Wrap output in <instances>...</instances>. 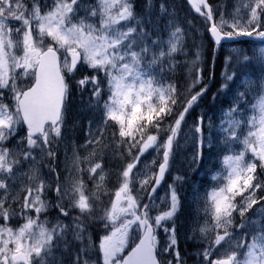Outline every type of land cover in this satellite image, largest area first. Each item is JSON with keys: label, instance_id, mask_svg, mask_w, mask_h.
<instances>
[{"label": "snow or ice", "instance_id": "1", "mask_svg": "<svg viewBox=\"0 0 264 264\" xmlns=\"http://www.w3.org/2000/svg\"><path fill=\"white\" fill-rule=\"evenodd\" d=\"M190 258L264 264V0H0V264Z\"/></svg>", "mask_w": 264, "mask_h": 264}, {"label": "rangeland", "instance_id": "2", "mask_svg": "<svg viewBox=\"0 0 264 264\" xmlns=\"http://www.w3.org/2000/svg\"><path fill=\"white\" fill-rule=\"evenodd\" d=\"M217 3H220L221 0H216ZM234 2V0H229V3H232ZM177 3L180 4L181 3V0H177ZM181 15V18L184 17L185 15V12L182 11L180 13ZM196 29H199L200 32L202 33V29H200V26H199V23L197 22L196 23ZM196 29H190L188 31V37H187V42L188 44L190 45V47L195 44V43H199L202 39V36L201 35H197V31ZM205 44H207L206 41H204ZM233 47H236V48H244L243 44H235V45H231V44H228V45H225L224 48L222 50H220L218 52V56L220 55V58L223 59V63H221L220 59H216L217 62H219V64H221L222 66V69H223V66H224V58L225 56H227L229 54V51L231 50V48ZM250 46L248 45V47L246 49H249ZM217 56V57H218ZM206 59H208L209 63H211V60H210V57H208L206 55ZM204 101L202 102V109L205 110V111H209L211 112L212 109H211V102H207L204 106ZM81 107H83L79 101H73V104H72V111L70 112V115H69V123H72L74 120H80L81 121V124H85L86 121L83 119L84 117H86L88 115V113L85 111V112H81L80 109ZM201 111V109H197V113H199ZM195 115V114H194ZM191 119V118H190ZM76 136H81L82 135V132L80 130V128H77L76 129V132L74 133ZM177 169L178 171H180L181 173H187V168L184 166L183 163H180L177 165ZM190 175V180L188 181V183L184 186L183 188V194L185 196V199L186 201L188 199H190L191 195H192V190H193V185L195 184H199L201 183L205 177L201 176L199 173H195V174H189ZM189 211L187 205H186V209H185V213H187ZM182 220L186 219V215L185 216H182L181 217ZM185 229H182V236H181V241H183V232H184ZM192 244L194 245V243L192 242ZM196 251V249H194L193 253ZM190 255L192 253H189ZM190 259H194V258H190ZM188 264H194V261L192 262H189Z\"/></svg>", "mask_w": 264, "mask_h": 264}, {"label": "trees", "instance_id": "3", "mask_svg": "<svg viewBox=\"0 0 264 264\" xmlns=\"http://www.w3.org/2000/svg\"><path fill=\"white\" fill-rule=\"evenodd\" d=\"M186 11L187 10L185 9L184 12L186 13ZM189 47H190V45H189ZM216 87L217 86L214 87V85H213L212 88H211V91L213 92L216 89ZM208 98H211V96H209ZM74 101H79V100H74ZM192 246H193L192 241H185V240L181 241V247H182V249L185 252H187L188 250H190Z\"/></svg>", "mask_w": 264, "mask_h": 264}]
</instances>
